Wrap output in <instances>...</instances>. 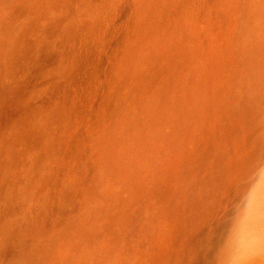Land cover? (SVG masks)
Masks as SVG:
<instances>
[{
	"label": "bare ground",
	"instance_id": "bare-ground-1",
	"mask_svg": "<svg viewBox=\"0 0 264 264\" xmlns=\"http://www.w3.org/2000/svg\"><path fill=\"white\" fill-rule=\"evenodd\" d=\"M0 264H264V0H0Z\"/></svg>",
	"mask_w": 264,
	"mask_h": 264
}]
</instances>
